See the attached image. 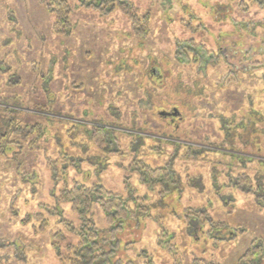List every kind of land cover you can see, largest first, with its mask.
I'll return each instance as SVG.
<instances>
[{
  "label": "rangeland",
  "instance_id": "rangeland-1",
  "mask_svg": "<svg viewBox=\"0 0 264 264\" xmlns=\"http://www.w3.org/2000/svg\"><path fill=\"white\" fill-rule=\"evenodd\" d=\"M67 1L63 36L40 0H0V264H63L53 236L76 242L62 221L80 222L57 197L76 183L142 199L122 264H240L264 240V0H128L139 31ZM136 161L176 184L147 186ZM90 216L108 238L99 204Z\"/></svg>",
  "mask_w": 264,
  "mask_h": 264
},
{
  "label": "trees",
  "instance_id": "trees-1",
  "mask_svg": "<svg viewBox=\"0 0 264 264\" xmlns=\"http://www.w3.org/2000/svg\"><path fill=\"white\" fill-rule=\"evenodd\" d=\"M253 1V0H252ZM41 5H44L48 12L55 17V32L59 35L67 36L70 35L72 30V24L70 20L71 7L67 0H40ZM90 4L103 8L105 12L113 13L116 9H119L125 15L129 16L133 21L135 30L139 31L147 29V19L140 21L135 14L133 5L128 0H92ZM144 23V24H143ZM146 34V33H145ZM189 44H193V41H187ZM179 48H177L178 50ZM190 50L184 47L183 50ZM194 49V48H193ZM193 63H199L201 58L199 53H195L191 49ZM206 53V51H204ZM210 56V55H208ZM216 56L205 59L209 65H216L218 60ZM7 129H9V121L7 122ZM35 129V128H33ZM101 134L98 138H103L102 133L107 136L111 135V131L102 129L99 130ZM17 132L21 133L18 129ZM7 136V135H6ZM2 138H6L5 135ZM53 174L57 177V168H53ZM132 171L139 173L141 179L147 186L161 185L166 187L169 191L170 183L176 184L174 169L167 165L159 169H152L149 166H144L141 162H135ZM245 187V186H244ZM243 188V187H242ZM250 188V187H249ZM245 190V189H244ZM254 190V189H252ZM251 192V191H250ZM257 197L258 191H252ZM140 198L136 197L134 189L130 188L128 191V197L115 194L101 185H94L92 187L85 186L76 183L73 188H65L61 192L60 196L57 197L58 203H70L72 205V211L76 214L80 225L76 226L73 222L64 220L62 221L66 231L76 238V242L72 243L68 239V235L59 232L53 236V250L57 258L63 264H122L118 257L120 252V244L116 235L123 229V223L128 220L137 219L138 215L142 212L145 207L141 205ZM94 204H99L100 208L105 214L106 221L111 226V235L107 238L103 235L102 231L96 226V223L91 218V212ZM133 204L135 208L131 207ZM47 209V208H46ZM50 211L49 209H47ZM54 210H57L55 208ZM55 215L57 213H54ZM205 219L209 220L214 227H217L214 220L205 214ZM31 217L28 216L24 222L29 221ZM34 219L41 221V230H47L48 223L42 218L41 214L34 216ZM160 221L159 218L156 222ZM219 223L218 226H222ZM168 233L165 229L163 230L162 236ZM64 244V245H63ZM130 243L128 244V246ZM3 243L0 242V250L3 248ZM264 256V240H255L252 247L246 252L241 258L240 264H246L247 261H251L252 264H259L261 258ZM147 264H152L150 261Z\"/></svg>",
  "mask_w": 264,
  "mask_h": 264
},
{
  "label": "flooded vegetation",
  "instance_id": "flooded-vegetation-1",
  "mask_svg": "<svg viewBox=\"0 0 264 264\" xmlns=\"http://www.w3.org/2000/svg\"><path fill=\"white\" fill-rule=\"evenodd\" d=\"M166 115L165 116H167V117H169L171 114H169V113H165Z\"/></svg>",
  "mask_w": 264,
  "mask_h": 264
}]
</instances>
